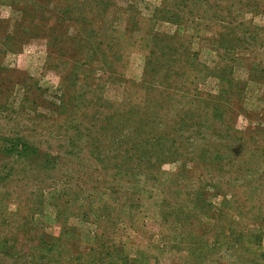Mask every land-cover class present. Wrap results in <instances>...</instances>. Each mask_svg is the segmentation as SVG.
Returning <instances> with one entry per match:
<instances>
[{
	"label": "rangeland",
	"instance_id": "1",
	"mask_svg": "<svg viewBox=\"0 0 264 264\" xmlns=\"http://www.w3.org/2000/svg\"><path fill=\"white\" fill-rule=\"evenodd\" d=\"M63 1L0 0V264H264V0Z\"/></svg>",
	"mask_w": 264,
	"mask_h": 264
},
{
	"label": "trees",
	"instance_id": "2",
	"mask_svg": "<svg viewBox=\"0 0 264 264\" xmlns=\"http://www.w3.org/2000/svg\"><path fill=\"white\" fill-rule=\"evenodd\" d=\"M103 1L105 3H103ZM115 1L116 0H64L63 2L65 4H67V7H71L73 9L76 8L78 11H81V12H84L85 11V13H92V10L97 9L98 6L103 5V4H104V7H103L104 10L105 9L106 10L113 9V7H110V6H114L115 5V3H114ZM170 1L173 2V7H174V1L176 3H179L181 5V7H182L181 12H184V9L186 8L187 0H163V4L165 5L163 8L165 10H163V9H156V14H159V13L161 14L162 12L166 11V9L168 7V5H166V4L170 3ZM177 18H179V17H177ZM177 18H175V19H167V20H169V21L177 24ZM80 22L81 23H80L79 26L81 27V29H83V28H85L87 26L91 27L92 29H94V27H95V25H93L91 23L92 21H87V22L86 21H80ZM138 23L140 24L139 21H138ZM130 39L133 40L134 37L133 38H130ZM141 40L146 41V39H141ZM112 49L113 48L111 47L110 50L112 51ZM155 62H157L158 66H159V70H158V73L157 74H161V75H163L165 77H167V74H166L167 72H171L172 70H175L176 69V68L173 69V67H171V65H169L168 63H163L162 64V60L160 58L159 59H154V55L151 52L150 55H149V57L147 58V60L145 62V73L152 74V72L155 70L154 69V64L152 65V63H155ZM230 82H232V81L229 80V83ZM209 100H210V98L209 99H204V98L202 99V101H205V102H208ZM207 105L211 108V111L212 110L214 111V113H212V115H215L216 114L215 112H217L216 118L221 123V130L219 131V133H221L223 136L230 135L231 132H230L229 128H227V125H225V123H226V120L225 119H226V117L228 115V112L231 111V113H234V114H236L237 112H235L234 109H231V108L230 109H226L224 106H221V99H220V97L219 98L216 97L214 99H211L207 103ZM231 117L233 119V114H231ZM0 151H3L4 153H7V154L15 152V153H17V155L19 157H25L31 151V148H29L28 145L25 144V143H23V142L22 143H20V142H17L16 143V142H13L12 141V145H9V147H4ZM29 241L31 242L30 239H29ZM34 241H37V240L35 239ZM38 241H39L40 244L39 243H35L34 246H33L35 250L41 251V249L44 246L48 247V245L46 243H44V241H43L42 238L41 239H38ZM6 243L7 242H5V245H6ZM4 249H5V247L2 246V244H0V251H2ZM48 251L50 252L51 250H48ZM15 254L16 255H19L17 249L14 248V247H11V248L7 249V251L4 253V255L9 256V257L10 256L14 257ZM27 254L28 253L22 254V257L24 258V257L30 255V254H28V255Z\"/></svg>",
	"mask_w": 264,
	"mask_h": 264
}]
</instances>
